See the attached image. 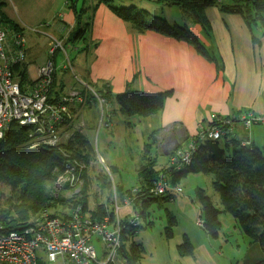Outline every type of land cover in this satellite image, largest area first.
I'll return each instance as SVG.
<instances>
[{"label": "crops", "instance_id": "obj_1", "mask_svg": "<svg viewBox=\"0 0 264 264\" xmlns=\"http://www.w3.org/2000/svg\"><path fill=\"white\" fill-rule=\"evenodd\" d=\"M55 1H38L37 7L46 11L51 8L56 12L50 21L45 18L33 21L23 18L24 0H12L13 8L18 13L22 11V16L16 22L23 36L25 29L34 32L42 22L47 24L43 27L45 29L34 33L46 35L43 33L46 32L58 36L67 33L66 29L69 30L75 23L72 5L78 10L77 2L63 0V6H60ZM88 1L90 5L94 0ZM61 7L63 10H59ZM142 7L153 14L150 3H143ZM88 14L90 12L85 11L83 18ZM206 14L211 27L208 33L205 34L199 24H189V27L207 52L217 58V62L202 55L186 41L153 30H136L103 3L97 5L94 18H91V42L88 49L83 51L87 63L83 72L88 80L94 83L102 81L100 83L106 84L113 94L125 88L148 93L170 91L160 111L136 117L137 124H140V118H155L157 128L149 133L150 142L144 145V149L147 145L151 153L150 149L155 145L156 156L151 157L156 165L160 163L161 168L169 165L170 152L177 147L183 148L187 141L196 136L199 124L207 126L215 117L233 120L229 127L230 137L249 141V145L264 150V124H253L246 128L239 119H234L249 111L257 115L264 114V13L260 17L262 21L257 16L223 12L217 6L208 7ZM26 47V69L31 66L30 63L36 68L45 62L46 54H34L31 45L27 44ZM29 76L33 81L35 77ZM108 114L107 119L110 118L112 124V112ZM155 131L157 133L153 137L151 133ZM207 176L204 175L203 180L212 184V179ZM225 219L229 222V230L221 232L220 228L213 239L199 227L197 221L194 223L189 219L188 230L181 238L182 242L185 237L188 239L192 246L191 253L181 254V242L176 247L179 259L174 264H257L264 261V251L260 246L241 233L234 219ZM137 224L132 241L141 245L143 253L144 235L150 234L147 229H141L137 234L140 227ZM234 235L238 239L235 245L229 240ZM227 245L229 255L224 257L221 249ZM141 258L139 264H143ZM40 260V264H63L60 259L49 262L44 257Z\"/></svg>", "mask_w": 264, "mask_h": 264}, {"label": "trees", "instance_id": "obj_2", "mask_svg": "<svg viewBox=\"0 0 264 264\" xmlns=\"http://www.w3.org/2000/svg\"><path fill=\"white\" fill-rule=\"evenodd\" d=\"M83 1L86 2L87 0ZM112 2L113 0H94L90 5L81 6L78 10L72 5L75 13V23L67 30L65 35L57 37L63 41V46L68 45L73 50L78 51L88 49L91 42L89 38L92 25L91 18L97 5L103 3L116 16L131 24L136 30L141 32L153 30L177 40L186 41L202 55L217 62V58L207 52L191 31L189 24H199L205 34L208 33L211 27L206 9L212 6H217L223 12L257 16L259 19L261 13H264V0H231L229 3H222L218 0H166L167 3L176 4L180 8L184 18V24L180 25L168 23L165 18L151 14L143 7L137 5L116 7ZM2 6L3 2L0 0L1 26L6 28L9 33L22 34L20 25L2 10ZM85 11H89L90 14L84 19ZM41 24H43V27L47 25L44 22ZM43 27L42 29H45ZM57 52L61 53L60 50H57L54 55ZM12 71L23 90L26 86L32 85L33 81L27 74L26 62L14 65ZM55 83L56 77L54 74L51 95L57 96L63 93V88L55 90L53 88ZM93 86V92L85 87L81 89L87 96L89 107L98 104L95 94L104 100L102 106L113 98L120 113L125 116L144 117L155 114L162 109L166 97L170 95V91L148 93L131 88H125L122 92L113 94L104 83ZM104 114L106 117L109 115L106 112ZM222 119L215 117L210 124L222 121ZM234 119L236 118L234 117ZM105 124L111 126L110 118L106 120ZM230 126L225 124V132L219 139H199L198 134L201 129L208 127V125L201 126L199 124L200 129L197 131L196 136L187 141L185 145L192 143L191 141L195 142L191 159L179 167L168 165L166 168H156L155 160L151 157L146 145L142 155V161L144 162L138 168L139 185L136 188L138 192L133 200V207L138 208L136 211L138 216L143 215L150 204L159 198L158 196H152L150 192V189L159 178H163L171 185L180 186L181 180L189 174L210 175L212 187L219 196L222 209L215 207L205 190L198 187L197 197L201 211L202 229L210 236L216 237L221 228L219 214L223 211L228 212L241 233L256 242L264 251V150L249 145V141L243 144V141L230 137ZM27 132H29L27 127L12 122L0 140V225L7 230L20 229L42 209L48 208L58 201L53 196V182H55V169L63 168L62 161L64 157H61L55 148L49 146L24 149L23 144L28 141V135L30 134ZM156 133L157 131L151 134L154 137ZM72 137V140L66 142L68 146L65 147L73 155L75 153L77 159L85 157V155H81L82 151L84 149L88 152L93 146L92 143L81 134ZM221 139H223V144L220 143ZM63 145L64 143H61L59 146ZM112 170L114 171L115 167H112ZM104 185L110 186L108 181L103 182L102 187ZM131 189L133 188L124 189L122 185H116L119 194ZM161 197L172 199L173 195ZM81 201L82 199L79 198L75 204H81L78 203ZM82 207L84 208L83 204ZM102 209V206H98V211L93 213L92 218L98 220L108 214L111 218L114 217L112 211ZM127 216L120 218L122 228L120 255L130 264H139L142 247L132 241L138 224L131 223L132 218ZM175 222L174 216L170 215L165 228L166 237L172 235ZM191 249L192 246L185 237L179 245V251L181 254H189ZM40 259L39 264L42 261ZM257 264H264V261Z\"/></svg>", "mask_w": 264, "mask_h": 264}, {"label": "rangeland", "instance_id": "obj_3", "mask_svg": "<svg viewBox=\"0 0 264 264\" xmlns=\"http://www.w3.org/2000/svg\"><path fill=\"white\" fill-rule=\"evenodd\" d=\"M1 1L4 3V9L2 8V10L7 14H10L15 21H19L18 17L22 16V11L18 13L13 8L12 0ZM38 1L41 0H24L26 5H23V18L33 21L39 18H45L50 21L56 11L51 8H47L46 11L42 7H37L36 4ZM73 1L75 3L77 2L78 8H80L81 5L88 6L90 3L88 0L86 2L83 0ZM58 2L60 6H63V0H57L55 1V4ZM143 3H150L153 6L152 13L165 18L168 23L184 24V18L180 8L176 4L167 3L166 0H145L144 2H139L137 0H113L112 2L116 7H126L129 5L142 7ZM59 10H63V8ZM53 11L54 13H52ZM95 12L96 8L94 10V15ZM24 34L26 46L27 44L31 45L34 54H46L49 56L48 49L50 39L48 35L37 34L29 29H25ZM55 37L59 36L55 35ZM78 44L81 45L82 43ZM65 50L70 61V67L68 66L66 55L63 52H57L54 57L56 83L53 85V88L59 90L62 84L61 87L64 92L72 93V91H78L83 96L79 94L82 97V101L78 103L73 100L71 108L67 107L68 109L70 108L68 111L70 112L71 119L62 129L63 132L58 141V144L64 143V145L61 147L57 145L54 147L51 146V148H55L61 157L64 156L62 153L70 155V159L64 156L67 158V161H64L63 159V166L68 164L70 160L72 161L74 159L73 164L76 167L72 165L74 167L71 170H67L66 167L56 169L55 182H53V196L57 198L58 201L48 207L49 212L53 213L58 210L63 211V209H66L67 207H75L79 205L84 211L85 216L92 218L93 213L98 211V206H102L104 210H112V205H114V203L111 202L113 201L114 195H117L118 204L121 206V209L119 211V216L115 212L112 213L114 217L122 218L128 215L130 218H136V211L138 208H134L133 204L122 206L124 204L122 203L121 194H119V192H117L118 194H114V189H116L117 184L122 185L125 189L131 187L136 189L138 187V167L144 162L142 161V155L144 145L150 142V138L148 137L149 133L157 128L155 127V118L154 116H151L148 120H144L145 118L139 117L141 122L140 124H137L136 117L138 118V116H125L120 113L117 103L113 98L107 104H103V106H100L98 102V104L89 107L90 104L86 99L87 96L81 91V89L85 87L93 92V85H100V82L102 81L94 83L91 79L88 80L85 76L83 70L85 66H87V63L84 60L85 54L83 51L73 50V48H70L68 45L65 47ZM30 65L31 66L27 68V70L29 69L30 74L29 72H27V74L28 76L31 75L32 78L36 77L38 66L35 68L33 63H30ZM64 65H67V68L64 67ZM95 97L97 99L96 94ZM53 101L58 102L59 99L55 98ZM108 111L112 112L111 126L105 124L108 117H106L104 113H110ZM27 133L29 134L30 131ZM77 134H81L89 139L93 145L88 152L83 149L81 155H85V157H79L76 153L80 159H77L75 153L73 155L72 152L66 148L68 146L66 142L72 140V136H76ZM67 136L69 137V140L66 138ZM29 139L31 138L28 135V141ZM162 141L163 139L161 140V143ZM220 143L223 144V139L220 140ZM171 144L172 146L174 145L172 141ZM179 148L180 147H177L176 149ZM150 152L151 156H156L157 150L155 145L151 147ZM172 152L169 154V159ZM158 158L160 159V156H158ZM159 164L160 163L156 165L155 163L156 168L158 169L161 168ZM113 166L116 167L114 171L112 170ZM166 167H168V165L162 168ZM203 177L204 174L187 175L180 182L182 188L180 193H173V199L159 197L150 204L143 215H139L134 221L135 223L137 221V223L140 224L137 234H139L141 229H147V232L150 234L144 235V252L142 253L141 258L143 264H174V262L179 259L176 247L182 242V234L188 230L187 227L190 224L189 219H192L195 223L201 216L197 197L198 187L205 190L215 207L222 209L219 196L213 189L211 182L207 183L203 180ZM207 177L211 178L209 175ZM105 181L109 182V187L106 185L102 187L103 182ZM79 198L82 199L81 202H78L81 204H75L76 200ZM85 199L87 202L86 204ZM82 204L84 205V208L82 207ZM171 214L175 217L177 223L173 227L174 230L172 229V237L168 238L165 235V228ZM108 216L110 217L109 214ZM225 217L231 221L233 220L230 213L224 211L221 212L219 214L221 232H226L230 228L229 222ZM213 238L214 237L211 239ZM229 240L235 245V242L238 239L234 235ZM98 248L100 249V242ZM221 250L224 257L229 255V245L223 247ZM44 257V254H41V258Z\"/></svg>", "mask_w": 264, "mask_h": 264}, {"label": "built area", "instance_id": "obj_4", "mask_svg": "<svg viewBox=\"0 0 264 264\" xmlns=\"http://www.w3.org/2000/svg\"><path fill=\"white\" fill-rule=\"evenodd\" d=\"M42 27L43 24L33 31L41 32ZM48 37L49 56L44 63L38 65L32 85L26 86L23 90L12 68L26 61L25 38L19 33H9L0 24V140L9 124L17 123L30 131L31 139L23 145L24 149L59 146L62 129L71 119L68 110L73 100L78 103L82 101L83 95L78 91L51 95L55 74L54 54L60 50L66 55V50L62 40L53 35ZM66 59L70 67L67 55ZM64 67L67 68V65ZM55 98L59 101L54 102ZM97 100L102 106L104 100L98 96ZM235 118L239 119L246 128L256 123L264 124V115H254L251 112L240 114ZM232 123L233 121L229 119L213 122L207 128L201 129L198 138L219 139L225 132V124L232 125ZM191 142L183 148L173 150L169 159L170 165L179 167L189 162L195 149L194 142ZM245 143L246 141H243V144ZM60 152L62 153L61 150ZM62 154L70 159V155ZM67 158L64 157V161H67ZM73 162L74 159L63 167L71 170L75 166ZM181 191V186L171 185L163 178H159L150 189L151 195L158 197ZM137 192L136 189L123 191L122 206L133 204ZM114 194H118L116 189ZM111 203L114 205L110 211L119 216L121 206L118 204L117 195H114ZM137 217L138 214L130 222L137 224L134 222ZM197 223L201 226V219L198 218ZM121 231L120 217L111 218L105 215L98 220L88 218L79 205L53 213L49 212V208H44L20 229L7 230L0 225V264H39L41 254H44L49 262L60 259L63 264H129L120 255Z\"/></svg>", "mask_w": 264, "mask_h": 264}]
</instances>
